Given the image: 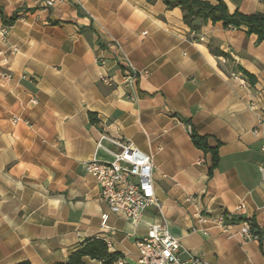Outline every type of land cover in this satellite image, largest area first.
<instances>
[{
    "label": "crops",
    "instance_id": "0c3cea01",
    "mask_svg": "<svg viewBox=\"0 0 264 264\" xmlns=\"http://www.w3.org/2000/svg\"><path fill=\"white\" fill-rule=\"evenodd\" d=\"M222 1L264 14V0ZM0 12V264L63 262L89 237L135 264V240L161 220L210 264H264V41L221 22L191 30L161 0H0ZM187 125L219 142L210 176ZM103 135L152 156L160 211L109 213L101 226L85 164L112 159ZM222 211L226 231L212 220ZM239 217L260 240L229 237Z\"/></svg>",
    "mask_w": 264,
    "mask_h": 264
},
{
    "label": "built area",
    "instance_id": "2783aa9c",
    "mask_svg": "<svg viewBox=\"0 0 264 264\" xmlns=\"http://www.w3.org/2000/svg\"><path fill=\"white\" fill-rule=\"evenodd\" d=\"M46 6H52L53 0H44ZM203 40V36H198ZM118 44V43H115ZM131 70L133 67L127 64ZM31 102L35 103L33 98ZM20 120L14 116L13 122ZM27 122L26 120H23ZM188 133L191 126L187 125ZM108 139L115 150L109 149L112 159L103 160L96 157L89 159L86 171L89 173L99 188L100 199L105 203L107 211L101 215V226L106 227L109 213H120L136 222L148 207L161 209V202L155 194L153 184V158L142 152L129 141L103 135ZM259 179L264 186V165L258 167ZM236 210H244V204L239 203ZM228 213L222 211L213 222L227 230ZM239 236L246 240H258L259 234L251 228V220L244 219L239 222V228L229 237ZM138 257L135 264H210L203 256H195L186 251L180 241L170 235L165 221L151 224L144 237L135 240ZM184 254V256H182ZM114 264H129L123 258L116 259Z\"/></svg>",
    "mask_w": 264,
    "mask_h": 264
},
{
    "label": "trees",
    "instance_id": "16d2710c",
    "mask_svg": "<svg viewBox=\"0 0 264 264\" xmlns=\"http://www.w3.org/2000/svg\"><path fill=\"white\" fill-rule=\"evenodd\" d=\"M157 0H146L147 3H154ZM167 9L179 7L182 12V21L191 30L198 31L200 26L210 21L211 23L221 22L223 27L244 28L247 34H255L258 42L264 41V14L261 12L242 13L238 10L229 12L225 3L222 0H215L210 3L204 0H161ZM1 13V12H0ZM15 16L6 18L1 14L3 23L10 24L15 20ZM216 54L226 55L221 50H214ZM245 75L253 81L251 74L243 71ZM89 119L95 122L96 116L89 113ZM188 122V121H186ZM192 144L201 150L204 154L210 157L208 175L212 174L219 161L218 146L219 142L211 145L208 142V136L199 135L192 127L189 133ZM245 218L239 217L233 219L232 222H241ZM228 221V219H226ZM251 228L255 231L256 226L251 221ZM258 232V231H257ZM260 240V237L259 239ZM122 254L118 251H109L107 242L100 237L85 238L78 247L69 255L67 260L63 262H56L54 264H82V258L88 257L90 259L100 262V264H114L116 259ZM13 264H30L23 260Z\"/></svg>",
    "mask_w": 264,
    "mask_h": 264
}]
</instances>
